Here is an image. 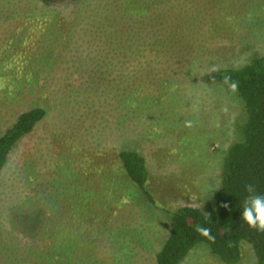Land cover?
Returning <instances> with one entry per match:
<instances>
[{"label":"trees","instance_id":"obj_1","mask_svg":"<svg viewBox=\"0 0 264 264\" xmlns=\"http://www.w3.org/2000/svg\"><path fill=\"white\" fill-rule=\"evenodd\" d=\"M238 3L0 0V85L5 87L9 79L8 89L14 93L18 87L19 97L29 86L43 90L45 95L49 90L53 95L49 101L57 102L67 88L83 97L105 98L126 113V122L133 123L136 115L146 111L143 104L150 101L149 96L174 95L167 90L175 84L169 79L171 74L179 75L187 63L198 59L200 51H214L211 45L216 41L208 34H215L228 15L223 9L237 15ZM49 35L59 36L66 48L46 52L43 46L50 43ZM52 61L57 63L52 65ZM225 76L239 85L235 94L245 116L240 127L242 137L229 147L219 187L203 207L184 205L167 216L162 210L165 221L168 219L165 235L163 232L151 240L149 227L138 226L148 215L134 217L129 190L116 181L127 178L136 188L132 197L134 193L138 197L139 191L144 203L155 207L147 188L146 158L127 142L123 145L121 137L117 138L120 132L114 131L112 147L117 155L112 162L116 168L97 165L83 176L77 169L72 179L67 176L65 186L55 187L52 200L37 187L28 203L44 204L46 214L32 218L28 225L27 219L12 215L14 202L0 206V264H182L200 244L220 264H240L245 246L251 249L256 264H264V232L250 229L240 218L247 195L244 186L253 183L257 192L264 194V54L253 55L241 68L212 71L204 76V82L228 88ZM158 81L161 86L155 84ZM46 115L42 106H31L5 129L0 137V172L15 147ZM120 121L116 128L124 126ZM72 135L81 139L76 130ZM82 146L93 149L89 144ZM64 190L73 202L67 204ZM26 226L29 233L22 228ZM197 226L210 228L215 240L199 235Z\"/></svg>","mask_w":264,"mask_h":264},{"label":"rangeland","instance_id":"obj_2","mask_svg":"<svg viewBox=\"0 0 264 264\" xmlns=\"http://www.w3.org/2000/svg\"><path fill=\"white\" fill-rule=\"evenodd\" d=\"M3 1L8 3L9 0ZM239 11L245 15H240ZM222 13L229 16L225 15L215 34H208L216 41L211 45L214 51H200L198 59L187 63L179 75L171 74L169 79L175 84L167 90L169 95H174L149 96L150 101L143 104L146 111L136 115L133 123L126 122V113H121L105 98L83 97L67 88L59 102L49 101L53 97L49 90L45 95L34 86L25 87L19 97L18 87L14 93L8 89L9 79L5 87L1 84L0 137L17 115L31 106H42L47 115L34 132L15 147L0 172V206L14 202L12 215L27 219L25 225L39 214H46L44 204L28 203L36 188H41L52 200L55 187L65 186L68 178L78 174L77 169L82 171L79 176H83L97 165L115 167L112 161L117 154L112 140L116 136L112 132L116 131L120 132L117 138L121 137L123 145L127 142L131 149L137 148L146 158L147 188L155 207L144 203L139 191H135L138 197L134 193L136 199L132 197L131 191L136 188L127 178L116 181L129 190L132 200L129 208L132 207L134 217L148 215L140 219L138 226L149 227L151 240L163 236L165 231L168 219L165 221L162 210L167 216L180 206L203 207L219 187V175L229 147L241 141L240 127L245 118L236 94L221 84H206L204 76L217 69L241 68L253 55L264 54V0H239L235 17L229 10L223 9ZM47 39L50 43L43 46L46 52L54 47L66 48L59 36L49 35ZM220 40L222 44L218 43ZM155 84L161 86L159 81ZM98 96L104 97L99 93ZM119 120L125 127L116 128ZM72 130H76L81 139L72 135ZM84 143L94 150L83 147ZM103 148L105 150H100ZM68 183L75 186L69 180ZM62 196L67 204L74 201L65 190ZM199 199L203 203L200 204ZM21 224L24 226V220ZM22 228L30 232L27 226ZM242 250L240 264H256L251 249L245 246ZM182 264L220 263L200 244Z\"/></svg>","mask_w":264,"mask_h":264},{"label":"clouds","instance_id":"obj_3","mask_svg":"<svg viewBox=\"0 0 264 264\" xmlns=\"http://www.w3.org/2000/svg\"><path fill=\"white\" fill-rule=\"evenodd\" d=\"M224 83L228 85L231 92L235 93L238 90V82L233 81L230 76L224 77ZM244 191L247 195L242 201L240 218L250 229L264 232V194L258 193L253 183L246 184L244 186ZM222 206L225 208L228 207L227 204ZM196 232L209 241L215 240V237L211 234L210 228L197 226Z\"/></svg>","mask_w":264,"mask_h":264}]
</instances>
